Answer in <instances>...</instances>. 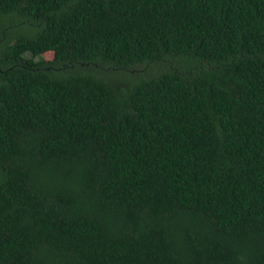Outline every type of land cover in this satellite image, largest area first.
Wrapping results in <instances>:
<instances>
[{"label": "trees", "instance_id": "1", "mask_svg": "<svg viewBox=\"0 0 264 264\" xmlns=\"http://www.w3.org/2000/svg\"><path fill=\"white\" fill-rule=\"evenodd\" d=\"M14 17L0 264H264V0H0Z\"/></svg>", "mask_w": 264, "mask_h": 264}, {"label": "rangeland", "instance_id": "2", "mask_svg": "<svg viewBox=\"0 0 264 264\" xmlns=\"http://www.w3.org/2000/svg\"><path fill=\"white\" fill-rule=\"evenodd\" d=\"M26 23H27L26 20L21 21L20 19L14 17L7 22L2 20L0 22V29L3 27L2 26L3 24L11 25L10 28H8V27L5 28V30L7 32L9 29H12V27L18 28V27L26 26L27 25ZM42 55L45 58L50 59L53 57V51L52 50L45 51Z\"/></svg>", "mask_w": 264, "mask_h": 264}]
</instances>
